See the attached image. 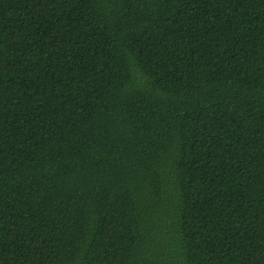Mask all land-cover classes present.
Listing matches in <instances>:
<instances>
[{
	"label": "trees",
	"instance_id": "16d2710c",
	"mask_svg": "<svg viewBox=\"0 0 264 264\" xmlns=\"http://www.w3.org/2000/svg\"><path fill=\"white\" fill-rule=\"evenodd\" d=\"M0 264H264V0H0Z\"/></svg>",
	"mask_w": 264,
	"mask_h": 264
}]
</instances>
